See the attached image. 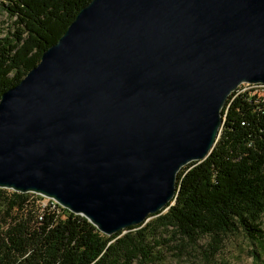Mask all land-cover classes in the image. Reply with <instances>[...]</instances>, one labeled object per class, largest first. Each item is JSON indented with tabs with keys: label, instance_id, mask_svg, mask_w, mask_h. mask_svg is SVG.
Masks as SVG:
<instances>
[{
	"label": "water",
	"instance_id": "water-1",
	"mask_svg": "<svg viewBox=\"0 0 264 264\" xmlns=\"http://www.w3.org/2000/svg\"><path fill=\"white\" fill-rule=\"evenodd\" d=\"M244 84L264 85V0H91L0 97V189L106 236L142 226Z\"/></svg>",
	"mask_w": 264,
	"mask_h": 264
},
{
	"label": "trees",
	"instance_id": "trees-1",
	"mask_svg": "<svg viewBox=\"0 0 264 264\" xmlns=\"http://www.w3.org/2000/svg\"><path fill=\"white\" fill-rule=\"evenodd\" d=\"M4 1L14 20L0 37V97L91 0ZM251 92L228 97L209 156L180 170L174 204L142 226L106 236L39 195L0 189V264H225L237 240L264 264V100Z\"/></svg>",
	"mask_w": 264,
	"mask_h": 264
},
{
	"label": "rangeland",
	"instance_id": "rangeland-1",
	"mask_svg": "<svg viewBox=\"0 0 264 264\" xmlns=\"http://www.w3.org/2000/svg\"><path fill=\"white\" fill-rule=\"evenodd\" d=\"M3 4H5L4 0H0V37L4 36L9 32L13 26V18L10 17L8 12L5 11ZM247 87L244 85L240 86V91L243 92ZM253 90V92H251ZM247 91H250L251 94L257 96L258 98H262L264 100V87H256L251 88ZM246 91V90H245ZM255 248L248 242L237 240L233 244L228 245V247L224 250L223 258L225 260V264H256L252 257ZM258 252L262 253V259L264 260V251H260L256 249ZM170 264H201L200 262H189L187 260L181 261L180 263L172 262Z\"/></svg>",
	"mask_w": 264,
	"mask_h": 264
},
{
	"label": "built area",
	"instance_id": "built-area-1",
	"mask_svg": "<svg viewBox=\"0 0 264 264\" xmlns=\"http://www.w3.org/2000/svg\"><path fill=\"white\" fill-rule=\"evenodd\" d=\"M244 86H246L247 88L244 89L243 91H247L248 89L251 90V88H256V87H264V85H248V84H244ZM253 92V90H251ZM45 200H49V199H45ZM51 202H53L54 204H56L54 201L50 200Z\"/></svg>",
	"mask_w": 264,
	"mask_h": 264
}]
</instances>
